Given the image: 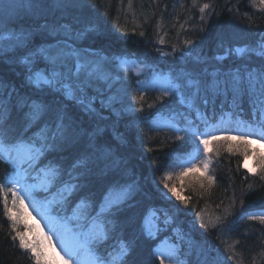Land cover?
Wrapping results in <instances>:
<instances>
[{"label": "snow or ice", "instance_id": "obj_1", "mask_svg": "<svg viewBox=\"0 0 264 264\" xmlns=\"http://www.w3.org/2000/svg\"><path fill=\"white\" fill-rule=\"evenodd\" d=\"M79 7L82 4L78 0H0V33L8 34L7 39L0 36V64L18 65L22 69L16 72L20 78L18 83L5 82L0 77V160L10 166L4 176L7 183L0 182V198L4 214L14 230L23 214L31 215L26 200L44 215L55 213L52 219L62 229L63 246L59 251H56L52 237L46 234L36 241H29L21 231H16L12 237L19 241L21 249L32 253L35 264H131L135 237L125 243L124 236L118 233L137 222L135 210L139 198L146 192L134 179L127 178V164L111 151L109 141L100 139L99 124L92 127L91 121L106 118L93 106L89 89L95 81H108L110 77L102 70V65L107 63L104 58L85 59L68 43V40L96 31L91 21L79 17L75 22L87 26L77 29L75 35L70 25L60 22L66 12ZM210 7L204 4L200 11ZM57 13L59 18L48 20ZM41 19L46 22L40 23ZM37 36L43 40L49 36L58 38L55 44H48L38 43L34 39ZM185 43L191 44V41ZM234 51L238 55L253 52L262 59L255 66L246 65L235 71L217 69L205 75L188 73L186 84L184 77H178L180 82L164 89L163 96L170 92L181 93L180 103L187 100L197 115L212 97H225L224 102L237 114L246 100L252 117L248 131L238 137L210 135L201 138L199 144L207 152L213 140L239 139L244 145L242 155L247 158V146L259 142L248 137L258 135L264 140V41L256 48L245 45ZM41 61L44 68L38 66ZM185 88L189 90L187 96L183 93ZM115 100L116 97H108L104 106L112 107ZM81 114L87 120H82ZM236 123L240 125L242 121ZM257 163L264 179V155L258 156ZM203 166L207 170L208 163ZM194 168L195 164H192L184 172ZM211 179L208 177L210 182ZM169 191L173 189L169 188ZM173 194L177 199L181 198L179 194ZM9 196L16 208L15 214L9 208ZM141 216L142 234L154 238L159 229L149 216L143 213ZM261 222L264 223V217ZM201 227L207 230L206 224L202 223ZM113 238L118 243L109 250L108 244ZM44 241H47L46 245ZM46 247H51L54 255L49 256ZM154 254L159 258V264H165V261L183 264L180 255H185L188 264H212L209 257L193 262L187 253L181 252L179 244L170 249L157 247Z\"/></svg>", "mask_w": 264, "mask_h": 264}, {"label": "trees", "instance_id": "obj_2", "mask_svg": "<svg viewBox=\"0 0 264 264\" xmlns=\"http://www.w3.org/2000/svg\"><path fill=\"white\" fill-rule=\"evenodd\" d=\"M175 1L78 0L82 7L66 12L63 24L70 25L75 35L77 29L87 26L75 22V18L79 17L83 21H91L96 31L68 40V43L79 51L98 52L113 63L124 57H138L156 65L153 68L159 71L170 67L175 73L196 75H205L217 69L221 72L235 71L238 67L255 66L262 59L253 52L238 55L234 51L245 45L256 48L261 42L254 35L249 37L250 40L240 38V34L249 29L264 32V10L257 7L256 0H188L182 20L174 30L169 9ZM204 4L211 7L201 12ZM59 16L57 13L55 17L49 16L48 20ZM42 22L46 21L41 19ZM140 24V27H135ZM147 27L148 31L144 30ZM57 38L49 36L43 40L39 36L35 37L38 43L48 44L56 42ZM185 41H191V44ZM217 56L222 59L217 60ZM21 70L18 65L3 63L0 64V77L5 82L18 83L20 78L16 72ZM120 76L118 85L127 88L124 96H119L120 101L112 104V107H105V99L96 97L92 104L106 119L93 120L91 123L93 128L99 124L100 139L109 141L111 151L127 164V178L134 179L146 192L139 198L135 210L137 222L125 226L122 233H118L124 236L125 243L135 237L136 247L130 257L131 264H159L154 254L158 240L141 232V213L148 216L153 210L169 212L175 222H180L188 232L191 240L184 237L182 242L193 262L209 257L212 264H264V223L255 218L264 215L262 171L250 175L243 169L244 158L241 155L224 153L216 161V185L212 191L198 190L189 207L178 201L170 202L163 194L158 178L177 156L192 153L195 146L187 133L180 136L155 133V138L151 139L134 122L136 116L150 117L154 110L178 109L184 112L180 123L200 132L205 126L216 124L220 118L229 116L232 120H241L250 125L252 117L247 101L237 114L224 102L225 97H212L211 102L202 106L197 115L196 109L190 107L187 100L180 103L181 94L178 92L164 101L151 98L142 106L144 110L139 109V113L134 115L128 110L132 104L125 96L136 85L137 78L132 74ZM207 78L211 80L210 75ZM183 91L187 96L188 89ZM81 119L87 120V117L81 114ZM9 167L4 160H0V182L7 183L4 176ZM64 178L68 179L67 176ZM202 223L207 225V230L201 227ZM14 235L16 229H13L12 222L4 214L0 198V264H35L32 253L21 249L19 241L12 239ZM117 243L116 238L111 239L109 250Z\"/></svg>", "mask_w": 264, "mask_h": 264}, {"label": "rangeland", "instance_id": "obj_3", "mask_svg": "<svg viewBox=\"0 0 264 264\" xmlns=\"http://www.w3.org/2000/svg\"><path fill=\"white\" fill-rule=\"evenodd\" d=\"M256 5L258 8L264 10V3H261V0H256ZM187 6L188 0H176L170 6L169 19L174 30L182 20ZM60 22L63 24V19H61ZM122 22L126 23L125 20H122ZM140 26L141 24L135 25V27ZM152 27L155 29V24H153ZM148 29L149 28L147 27L144 30L148 31ZM253 35L256 36L259 41H264V32H256L252 31V29H249L248 31L240 34V38L243 40H250L249 37ZM0 36L7 39L8 34L7 32H4L0 33ZM55 43L56 42L51 44ZM159 46L163 47V45ZM80 52L85 59H95L97 57L103 58L98 52ZM121 61H123L124 63H121ZM81 62H83V60ZM38 66L40 68H44L45 64L43 61H41ZM155 66L156 65H152V63L145 62L143 58L141 59L138 57H124L121 58L117 63L107 61L106 64L102 65V70L104 73L109 75V80L105 81L104 79H100L98 81H95L93 83V86L89 89V96L93 97L92 101H94L96 97H100L101 99H105L106 102L108 97H116V100L113 102V104L115 105L120 101L119 96L123 97V94H125L127 89L125 85H118L119 81L121 80L120 75L127 76L132 74L137 78L136 85L132 86L130 88V91L128 90L125 97L128 98V100L132 104V106L128 108L129 111L133 112L130 114L136 115L139 113L137 112L139 109V111L144 110V108L141 109L142 106H144V104H146L151 98H157L164 101L166 98L175 96V94H177L178 92L175 94H172L170 92L168 96H163V92L164 89L170 88L172 83H179L180 81L177 79L178 77H184L185 79L183 82L185 84L187 83L186 74L188 73H175L170 67H167L165 71H159L153 68ZM100 84L101 86L99 87V89H97V86ZM140 96H143L144 99L140 100ZM151 112L153 113L150 117L144 116L146 118H142V116H136V118L134 119L135 126H137L148 137L154 139L155 133H174L175 135L179 136L183 133H187L189 134L188 138L195 146V149L192 153L177 156V158L169 165L163 175L158 178L163 194L170 202L178 201L184 204L185 207H189L195 197V194L198 193V190L208 189L212 191L214 186L216 185V179L214 176L216 161H219V158L224 153L241 155V157L244 158L243 169L250 175H257L260 171H262L258 166L257 160L258 156L264 155V140H260L258 135H251L248 137L251 140H258L259 142L251 143L247 146L249 149L247 158L242 155L244 145L240 142L239 139L227 141L223 139L213 140L209 144L207 152L203 150V145L199 144V140L201 138H208L210 135L221 137L224 135H230L238 137L243 132L248 131L249 125L247 123L242 121V124L238 125L236 123L237 120H232L229 116L228 118H221L216 124H209L205 126L204 129H202V132H200L195 128L189 126L186 127L183 125V123H180L183 117L182 115L184 114V112L181 110L165 109L162 111L154 110ZM177 129H180V131H177ZM205 162L208 163L207 170H205L203 166ZM192 164H195V168L192 171L185 173L184 169L186 167H191ZM245 164L247 165V167H244ZM250 169L251 171H249ZM208 177L212 178L211 182L208 180ZM165 184H167L168 187H165ZM201 184H203V187H201ZM169 188H172L173 191H169ZM173 192L179 194L181 198L177 199L176 195H174ZM36 198L40 199L39 196H37ZM185 201H187V203H185ZM25 204L28 206V211L31 213V215L23 214L21 216L20 222L16 226V231L24 232L29 241L39 240L45 234L49 235L52 237L53 245L55 246L56 251H59L63 246L61 243L60 235L62 229L60 224L56 223L52 219V217L55 216V213H52L51 216L42 214L41 211L36 210L35 205L30 200H26ZM16 207H19V205H17ZM9 208L13 211V214H15L16 208L12 206L11 196H9ZM194 209H196V207H194ZM157 212L158 211H154L151 214L150 219L152 221V224L156 228H158L159 231L164 224L162 223L163 217L168 219V223L173 222V227H176V229L174 230L175 234L173 236H168V239H166L159 248L170 249L173 245L179 244L181 252L188 254L189 251L188 249L184 248L182 242L183 239H180L181 237L190 238L188 236V232L184 230L180 222H175L173 216L169 212L165 211L164 213L160 214H158ZM262 217H264V215L257 216L255 218L261 219ZM36 225H39V227H36ZM29 229H31V231H29ZM159 231L155 233V236ZM44 244L46 245L47 241H44ZM45 250L47 251L49 256L54 255L51 247H46ZM179 258L181 261H183V264H188V260L186 259L185 255H180ZM165 264H168V262L165 261Z\"/></svg>", "mask_w": 264, "mask_h": 264}]
</instances>
